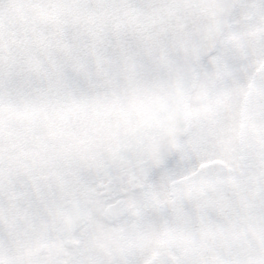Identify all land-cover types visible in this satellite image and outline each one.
<instances>
[{
  "label": "snow or ice",
  "instance_id": "1",
  "mask_svg": "<svg viewBox=\"0 0 264 264\" xmlns=\"http://www.w3.org/2000/svg\"><path fill=\"white\" fill-rule=\"evenodd\" d=\"M0 264H264V0H0Z\"/></svg>",
  "mask_w": 264,
  "mask_h": 264
}]
</instances>
